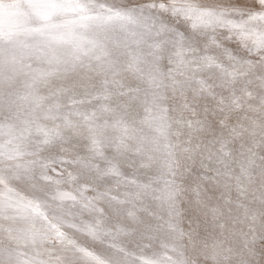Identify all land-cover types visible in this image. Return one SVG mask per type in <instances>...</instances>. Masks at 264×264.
I'll return each mask as SVG.
<instances>
[{"label": "snow or ice", "instance_id": "1", "mask_svg": "<svg viewBox=\"0 0 264 264\" xmlns=\"http://www.w3.org/2000/svg\"><path fill=\"white\" fill-rule=\"evenodd\" d=\"M0 264H264V0H0Z\"/></svg>", "mask_w": 264, "mask_h": 264}]
</instances>
